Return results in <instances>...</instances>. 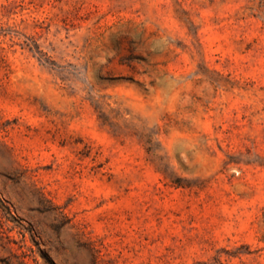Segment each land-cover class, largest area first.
I'll return each mask as SVG.
<instances>
[{
	"label": "rangeland",
	"instance_id": "1",
	"mask_svg": "<svg viewBox=\"0 0 264 264\" xmlns=\"http://www.w3.org/2000/svg\"><path fill=\"white\" fill-rule=\"evenodd\" d=\"M0 264H264V0H0Z\"/></svg>",
	"mask_w": 264,
	"mask_h": 264
},
{
	"label": "trees",
	"instance_id": "2",
	"mask_svg": "<svg viewBox=\"0 0 264 264\" xmlns=\"http://www.w3.org/2000/svg\"><path fill=\"white\" fill-rule=\"evenodd\" d=\"M35 47L37 48V51L40 53V56L43 57L44 53L42 52V50L39 48V46L35 43Z\"/></svg>",
	"mask_w": 264,
	"mask_h": 264
}]
</instances>
